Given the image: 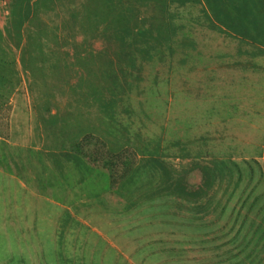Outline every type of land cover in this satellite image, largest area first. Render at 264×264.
I'll return each mask as SVG.
<instances>
[{
  "label": "rangeland",
  "instance_id": "1",
  "mask_svg": "<svg viewBox=\"0 0 264 264\" xmlns=\"http://www.w3.org/2000/svg\"><path fill=\"white\" fill-rule=\"evenodd\" d=\"M14 1L0 0V34L11 47L17 42L7 40L6 30L11 31L10 4ZM37 1L43 5L32 10L29 3L26 14L29 23L25 21L21 26L26 32L35 30L38 32L35 37H40L29 48L30 60L27 58L26 62L36 65L35 69L23 72L16 68L15 72L5 73L0 67V80L5 74L12 82L18 81L15 93L10 96L6 93L5 102L0 100V124L13 126L15 141L26 142L31 131L33 141L39 144L34 136L42 129L41 134L47 137L45 145L69 149L76 130L97 131L100 140L114 144L111 147L117 150L115 156L107 157L104 148L93 145L94 142L85 145L84 153L91 156L98 151L115 173L123 172L137 159L129 151L132 143L142 165L153 163L151 158L159 156L206 152L207 146L199 144L200 136H210L215 141L246 142L209 146V151L218 156L253 159L263 155L264 140L259 138L264 134V124H236L232 116L238 118V114L224 108L215 111L217 114L212 111L219 102L228 107L229 93L235 90L248 89L258 99L264 91V64L259 67L218 63L224 59L254 58L256 52L251 48H225L220 35L203 33L206 30L197 13L200 8L192 1ZM122 38H126L127 47L121 44ZM192 39L197 42L194 47ZM25 40L24 37L16 51L9 52L8 60H16L17 65L23 62L21 48ZM187 41L189 47H178ZM1 43L4 48L5 43ZM119 73L128 79L120 78ZM87 80L99 81L95 84L97 92H79L86 90ZM250 80L254 84L250 85ZM106 84L114 86L113 105L104 103L98 112L96 106H91L94 100L88 97L101 95L108 100V92H104L107 96L100 91ZM0 90L2 95V82ZM120 90L128 91L129 97L120 95ZM221 91L227 97L215 95L223 94ZM53 106L54 109L48 110ZM217 116L230 124H207L208 119L213 121ZM225 125L236 129L225 131L228 134L224 135L220 127ZM258 127L261 132H256ZM250 139L254 144L248 142ZM160 140H164L162 145L157 144ZM101 167L102 163L95 166L96 170H104ZM108 181L103 178V183ZM219 196L216 195V202L221 204L224 197ZM107 201L105 204L88 200L83 208L79 207L82 202H75L72 196L70 210H55L54 241H23V264H264V255L238 257L242 249L252 247L254 242L191 240L189 227L183 226V234L178 233L180 226L170 209H144L141 202H131L127 208L117 198ZM213 211L217 218L224 211L231 219L237 215V210ZM208 227L213 228L195 226L194 231H205ZM221 231L219 227L214 232ZM259 244L264 248V243Z\"/></svg>",
  "mask_w": 264,
  "mask_h": 264
},
{
  "label": "crops",
  "instance_id": "2",
  "mask_svg": "<svg viewBox=\"0 0 264 264\" xmlns=\"http://www.w3.org/2000/svg\"><path fill=\"white\" fill-rule=\"evenodd\" d=\"M190 1L200 8L197 13L206 30L203 33L220 35L225 48H251L256 52L254 58L224 59L218 63L263 66L264 58L260 57H264V24L258 19L247 21L240 15L243 12L242 0ZM191 41V47H194L196 40ZM183 43L178 47H189V41ZM247 90L230 92L228 107H222V102H219L212 112H220L224 108L226 112L238 114V118L232 116L236 124H264V91L254 99ZM219 93L215 95L227 97L224 92ZM248 98L252 100L248 101ZM208 120L207 124H230L218 116L213 121ZM233 129L236 128L220 127L224 135L228 134L225 131ZM257 131L260 127L256 128ZM41 132L38 129L34 136L40 145L33 141L31 131L26 142H17L13 126L0 124V264H23V241H54L55 210H70L72 196L75 202H82L79 207L83 208L87 207L88 200L106 204L108 199L117 198L126 203L127 208L131 202H141L144 209H170L179 223L178 233L183 234V226L189 227L191 240L254 242L252 247L242 249L238 257L264 255V248L259 246V243H264V153L252 159L218 156L209 151L213 144L246 142L215 141L213 137L200 136L202 141L199 144L207 146L206 152L191 156H159L151 158L153 163L143 165L140 160L141 163L138 161L132 167L128 177L112 188L106 171L96 170L71 148L46 146L47 137ZM78 139L75 131L72 143ZM252 139L248 142L253 143ZM261 139L264 140L263 133ZM191 143L194 144L193 141ZM104 177L109 181L103 183ZM217 194L224 197L221 204L216 202ZM217 208L237 210V215L231 219L224 211L217 218L212 215ZM203 225H212L213 228L208 227L210 232L208 228L194 231L195 226L198 229ZM219 227L222 231L216 234L214 231Z\"/></svg>",
  "mask_w": 264,
  "mask_h": 264
},
{
  "label": "trees",
  "instance_id": "3",
  "mask_svg": "<svg viewBox=\"0 0 264 264\" xmlns=\"http://www.w3.org/2000/svg\"><path fill=\"white\" fill-rule=\"evenodd\" d=\"M36 1L37 0H15L14 1L15 3L10 4V12H11V9L13 8L12 9L13 17L11 18V21L9 23V24H11V31L6 30V35H8V39H7L8 41H11V42L16 41L17 45L14 47L7 45L5 39H3L1 34H0V67L2 66V71L5 73L11 72V71L15 72L16 68H17V70H19V69L23 70V72H25V71L26 72L27 71L33 72V69H35L36 65L31 64V62H28V63H26V62L30 60L29 56H30L31 51H29V48L34 43V41L35 42H38V40L40 41V37H38V38L35 37V35L38 34V32H35V30H31V31L27 30V32H26V30H23L24 28H21V26H23L25 21L28 22V20H29L28 16L26 15L28 13V10H29V7H28L29 3L31 6H33L32 10L38 5H43L41 1H37V2ZM240 3L242 4V9H243V12L241 11L240 15L243 16V18H246L247 21H254V20L257 21V19H258V21L260 23L264 24V0H242V2H240ZM235 4L237 5V2H235ZM36 10H37V8L34 11H36ZM238 14H239V12L236 13V15H238ZM30 22H31V19H30ZM38 23H39V21H38ZM62 25L65 26V22H63ZM24 37L26 39L25 40L26 44L22 47L23 49L21 48V52H22L21 60L23 62H21L19 65H17L18 62L16 60L15 61L8 60L7 55L9 54V52L16 51L19 48L20 43L23 42ZM125 39L126 38L120 39V42L122 45L124 44ZM2 41L5 43V44H3L4 48H2V43H1ZM59 45H61V44H59ZM124 47H127V46H125V44H124ZM263 52H264V50H263ZM1 53H2V57H1ZM1 58H2V60H1ZM36 71H38V67H37ZM118 76H120V78H122V79L127 78L123 73H119ZM110 78H112V77H110ZM136 78L138 80H142V78H139V77H136ZM14 81H17V80H14ZM87 81H88L87 87L84 86L86 90L79 88L80 89L79 92L88 91V90H89L88 92H91V91L97 92L95 90V84H98L99 81H97V82L94 80L93 81L87 80ZM1 82H2V100H3V102H5L6 98H8V96L5 98V94L7 93V95L10 96L11 93L12 94L15 93L14 89H15L18 81L12 82V80L7 78V76L5 74H2V79L0 80V87H1ZM126 83H127V81H126ZM88 87H90V89H88ZM113 89H114V86L112 87L110 84H106L104 86V90H100V91H103V93L108 92L109 96L107 93H104L108 96L107 97L108 100H104L103 98H101V95L95 96V97L89 95L88 99L90 98V99L94 100V103L91 106H93V108H95V106H96L97 107L96 109H98V112H101V109H103L104 103L108 102V103H111V105H113V102L111 101L112 95L115 94ZM119 94L120 95H126L127 97H129L128 95L130 93L128 91H125V90H120ZM51 97L54 98V96H52V95H51ZM56 104H58V102ZM50 105L52 106V104H50ZM54 107L55 106L50 107L48 110L54 109ZM105 107L107 108V105ZM64 112H65V109H64ZM43 119H45V118H42L40 120H43ZM77 134L80 137V139H79L78 143H75V144L72 143V145L70 146L71 151H75L76 153H78L92 167H95L97 164L102 163L103 167H101V168L104 169L105 171L109 172V177H110L112 186L117 187V185L122 183V181L128 177L132 167L137 163L138 158H139L137 156L138 155L137 151H135V149H133V147H132V146H134L133 143L130 145L131 147H129V151L131 152V150H132L133 156L136 157L137 159L133 160L131 162V164L128 167H126L125 170H122L123 172L118 171L115 173L113 171L114 168L112 166H110L112 168H108L107 167L108 163L107 162L104 163L103 162L104 159L99 157L98 151L93 152V154L91 156L87 153L86 154L84 153L85 145L91 144V142H94L93 145L94 144L99 145L100 149L104 148L105 152H107L106 153L107 157L115 156L114 154L116 153L117 150H113L114 147L113 148L111 147V146H114V144L108 143V142L105 143L103 140H100V138L97 137V135H98L97 131L93 132V133H84V132L82 133V132L77 131ZM159 142L157 144L162 145V143L161 142L159 143ZM139 143H142V141H139ZM144 143H149V142H143V144ZM60 145H62V144H60ZM125 145L126 144H124L123 147L121 146L122 148H124L123 152L126 151ZM81 149H82V151H81ZM178 156H181V155L178 154ZM178 156H176V157H178ZM168 157H171V156H168Z\"/></svg>",
  "mask_w": 264,
  "mask_h": 264
}]
</instances>
